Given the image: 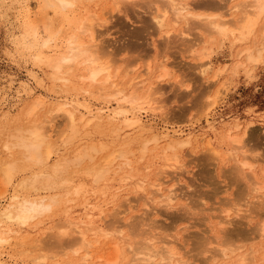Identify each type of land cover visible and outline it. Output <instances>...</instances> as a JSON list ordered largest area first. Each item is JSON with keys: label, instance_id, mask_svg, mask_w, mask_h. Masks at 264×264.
<instances>
[{"label": "bare ground", "instance_id": "bare-ground-1", "mask_svg": "<svg viewBox=\"0 0 264 264\" xmlns=\"http://www.w3.org/2000/svg\"><path fill=\"white\" fill-rule=\"evenodd\" d=\"M99 1L45 0L48 6L59 7L64 12L70 10L76 17L81 16L73 30L76 34L66 39L62 51L52 61L44 49L48 48L49 54L58 50L55 36L59 30L52 31L50 22L43 19L42 26L47 33L44 37L38 24L30 23L39 41L36 64L40 69V63L50 67L52 85L49 93L39 92L36 97H33L35 87L34 90L28 82L23 85L18 95L24 93L33 101L26 108L22 107L14 119H8L11 112L3 107L4 102L0 103V109L8 119L0 124V149L4 151L3 155L0 154V178L4 187H13L7 206L0 209V264H19L20 258L24 259L23 264H208L211 261L213 264H264V252L256 262V249L253 246L244 249L234 243L232 230L228 229L234 216H243L245 212L247 217L253 214L250 204L243 211L239 202L224 201L228 208H221L226 214L217 221L219 230L213 239L216 244L208 237L201 238L198 247L204 257L196 259L181 249L186 244L179 239L178 230L172 235L169 233L173 230L166 232V228H174L182 215H173V218L168 215L172 218L168 225L158 224L161 230L163 227L166 229L167 235L163 240L157 233L150 234L146 230L148 228H143L145 220L142 224L131 225L119 214L115 219L103 222L104 208L96 210L92 206L78 217L71 214L77 201L87 207L88 204L82 201H87L88 194L100 192L117 180L122 184L112 195V201L125 189L144 193L143 197L149 204L158 201L164 202L165 207H174L177 194L172 185L167 186L168 191L164 192L166 178H176L180 174L184 166L181 150L197 146L198 141L202 142L205 154L215 164L234 161L233 172L241 180L247 179L242 197L244 194L254 196L264 204V180L258 177L247 155L246 140L252 131L249 124L235 122L232 127L223 125L225 129L222 128L215 137L218 141L207 138V135L194 139L191 130L187 129V132L181 125L161 119L158 130L148 124L146 117L152 115L156 118L158 109L162 108L156 96L162 92L160 82L167 76V69L164 68L156 79L150 65L144 74L130 75L128 68L118 65L106 52H101L100 29L108 23V18L97 9L89 13L84 9L86 2L97 6ZM144 1L156 5L152 21L158 30L166 28L164 33L167 35L182 23L202 27L201 37L189 46L199 60L197 66L202 75L213 68L210 59L215 45L222 47L226 42L237 45L239 59L228 72V79L219 80L227 71L226 67L215 70L213 81L219 80L220 85L212 94V85H207L205 110L198 119L189 120L193 125L204 117L210 126L215 118L213 112L227 94L233 77L241 70L246 75L251 74L264 61V0H227L225 4L208 0L194 3L189 0H114L110 8L119 10L121 5L137 6ZM197 6L216 11L199 12ZM180 32L183 36L189 35L184 30ZM79 34L88 35L89 41H84ZM31 76L39 87L47 89L35 75ZM156 83L158 87L154 86ZM91 130L96 138L82 141L91 135ZM236 130L239 133L234 134ZM132 133L136 135L131 140ZM221 138L223 141L227 138V142H220ZM75 142L78 143L71 152L60 153V146ZM137 154L140 155L137 159L143 161L140 167L144 169L143 173L136 171L133 165ZM27 168L34 171L18 178ZM122 201L130 207L134 204L128 196ZM119 209L117 212H124ZM156 213L159 212L156 210ZM256 214L261 217L264 212L253 216ZM46 218L51 220L45 236L31 234L28 238L19 236L22 238L18 239L21 229L37 230L38 224ZM253 231L257 233L252 239L264 237V218ZM162 234L164 236L165 233ZM8 245L13 252L4 249Z\"/></svg>", "mask_w": 264, "mask_h": 264}, {"label": "rangeland", "instance_id": "rangeland-1", "mask_svg": "<svg viewBox=\"0 0 264 264\" xmlns=\"http://www.w3.org/2000/svg\"><path fill=\"white\" fill-rule=\"evenodd\" d=\"M111 1L100 0L97 6L94 3L86 2L84 6L85 13L96 11L97 9L98 13H104V17L106 16L108 18V23L100 29V51L110 55L118 65L122 64L123 67L128 68L130 75L144 74L146 67L150 65L156 79L157 75L164 68L167 69V76L160 82L162 92L156 96L159 105L162 106V108L158 109L159 113L157 117L159 118H155L152 115L151 117H146L147 119L145 120L148 124L158 130L161 127V119L164 122H169V124L181 125L186 131L187 129L189 131L191 130L194 139H200L199 137L207 135V138L209 136V138L211 137L215 141H218L217 138L215 139L217 133L225 129L223 125L232 127L235 122L249 124L248 126L252 131L246 140L248 160L254 165V170L258 177L264 180V61L259 63L251 74L246 75L241 70L233 77L227 94L218 103L213 112L215 117L212 119L213 123L208 126L204 117L196 120L205 110L204 106L207 97L205 90L207 89V85H212V94L220 85V81L228 79V72L239 59L237 45H230L228 42L222 47L215 45L214 54L210 59L213 68L207 74L202 75L197 66L199 60L192 54L189 48L195 39L201 37L203 32L202 27L200 28L199 26V28H196L195 24L191 26L182 23L177 28H172L167 35L164 33L166 28L160 31L152 21V11L155 9V4L149 5L148 2L144 1L145 3L137 6L128 5L126 7L121 5L119 11L118 9L112 10L110 8L114 0ZM189 1L194 3L206 0ZM208 1L225 4L227 0ZM197 10L199 12L202 10L216 11L201 6H197ZM43 19L50 22L52 31L59 30L55 36L56 42L59 45L58 50L49 54V49H44V52L49 55L48 57L52 61L62 51L61 49L66 43V39L70 35L76 34V31L73 30L77 22L81 19V16L76 17L70 10L64 12L59 7L48 6L45 0H29V2H26V0H0V103L4 102L3 107L10 110L11 113L8 119H14L19 116L21 108H26L25 106L33 101V98L27 97L24 93L22 94L23 96L18 95V90H21L22 86L27 82L33 88H36V90L34 88V93H36L35 95L34 93L32 94L34 95L33 97L38 96L39 92H43L44 94L50 92L49 88L52 85L49 78L51 69L40 63L41 70L38 64H36L39 57L37 55L39 41L35 38L32 28H30V23L38 24L39 30L45 37L47 33L42 26ZM182 29L189 35L183 36L180 32L183 31ZM79 35L84 41H89L88 35ZM225 67L227 71L222 74L223 76L221 75L219 78L220 81L218 80L214 83L213 73H215V70ZM32 74L47 89L39 87L37 82L32 78ZM154 86L158 87L157 83ZM57 94L62 97L61 93ZM4 116H6L5 113L0 109V124L8 120ZM191 118H196L195 124L193 125H190L191 123L189 122ZM90 132L91 135L89 137L81 140L95 139L96 134L92 130ZM233 133H239V130ZM135 135L136 133H132L129 139L132 140ZM224 136L226 137V135ZM220 142H227V138L224 141L221 138ZM77 143L60 146V153L65 154L71 152ZM201 143V141H198L197 146L191 145L184 147L185 149L181 150V161L184 166L179 171L180 174L176 175V178L173 177L175 174L171 175L173 177L172 179L171 177L170 179H168L169 177L166 178L167 183L164 185V187L166 186L165 189L163 188L164 192L168 191L167 186L172 185L174 187L173 190L175 189L174 192L177 194V199L174 203L175 206L173 205L174 207H165L164 202L158 203V201L154 202L153 205L151 202L150 205L149 201L143 197L144 193H137L138 191L133 192L131 190L127 191L125 189L120 191L116 197L114 196V201H112V195L115 194L118 190L117 188L122 184V181L117 180L103 187L99 190L100 192L88 194L87 201H82L88 204L87 207L81 205V201H77L71 209V214L77 216L83 210H89L90 207L94 206L96 210L100 208L106 210L102 218L103 222L113 220L119 214L120 218H123L125 222H130L131 225L138 222L144 223L145 220L146 225L143 228H148L146 230H149L150 234L157 233L156 235L159 238L160 236L161 238L165 237L167 235L166 232L173 230L169 233L172 235V233H177L178 230L179 239L186 244L181 249L188 251V255L196 259L204 257L200 255L201 248L198 247L201 243L199 242L201 238L208 237V239L213 240L214 236L217 235L219 230L217 221L221 216L226 214L221 211L223 210L221 208H228L226 207L228 204L225 206V202H239L242 205L243 211L248 206L253 207L250 208L253 212V214H250L252 217H247V212L243 216H234V221L232 225H228V229L230 228L232 230V240L234 243L242 245L244 249H249L252 246L256 249L255 255L257 257H255L257 262L261 259V254L264 252V237L252 239V236L256 235L257 231L253 230L259 221L264 218V215L261 217L259 215L257 216V214L256 216L253 215L257 212L259 214L263 213L264 204H260L254 196L249 197L244 194L242 197L247 179L241 180L238 175L236 176V172H233L235 171V162L232 160L225 162L217 161L218 163L215 164L216 162L209 159L205 154ZM0 154H4V151L1 149ZM139 157V154L134 156L133 165L136 171L143 173L144 169L140 168L143 166V161L137 159ZM33 171V168H27L18 178L31 174ZM5 190L6 192L3 193ZM2 193L4 195L0 199V209L7 206L13 193V187H4L0 178V194ZM126 196L132 199V203H134L131 207L122 201ZM145 201H148V203ZM144 202L147 203V206ZM119 205L120 207H118ZM118 208H120L119 210H124V212H117L116 209ZM156 210L159 213H156ZM149 212H151V215ZM178 214L182 215L183 218L174 224V228H166L168 229L166 231L163 227L161 230V227L158 226L159 223L168 225L172 221L173 215ZM168 215H172V218ZM165 217H168V219ZM50 220L49 218L44 219L43 223L38 224L39 229L37 230L24 227L17 236L18 239L22 238L19 236L25 238L27 236L28 238L31 234H38V237L45 236L47 234L46 227L50 224ZM139 228L141 229V226ZM237 231H239V234ZM162 233H165L164 236H162ZM247 234H249V237ZM176 243L178 244L180 241ZM213 243L216 244V241L213 240ZM215 244L213 246L216 248L217 245L215 246ZM209 247H212V245ZM4 249L8 252H13L11 245L6 246ZM11 254L14 255V253ZM208 255L210 253H207ZM5 256L7 258L6 253ZM19 261V264L21 262L23 264L24 259L20 258ZM213 263L211 261L208 264Z\"/></svg>", "mask_w": 264, "mask_h": 264}]
</instances>
